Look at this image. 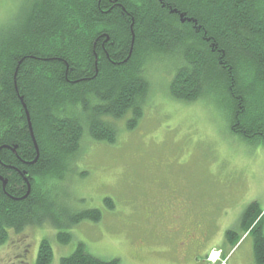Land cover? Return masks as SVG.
Instances as JSON below:
<instances>
[{
    "label": "trees",
    "instance_id": "trees-1",
    "mask_svg": "<svg viewBox=\"0 0 264 264\" xmlns=\"http://www.w3.org/2000/svg\"><path fill=\"white\" fill-rule=\"evenodd\" d=\"M165 57L180 63L173 99L215 95L230 132L264 145V0H25L0 29V246L11 231L101 219L98 210L59 212L48 183L64 180L85 137L115 143L114 121L129 112L127 128L135 127L149 91L145 68ZM104 206L113 208L110 199ZM255 211L248 206L242 226L255 264H264ZM51 261L43 240L35 264ZM59 264L116 262L79 244Z\"/></svg>",
    "mask_w": 264,
    "mask_h": 264
},
{
    "label": "rangeland",
    "instance_id": "rangeland-1",
    "mask_svg": "<svg viewBox=\"0 0 264 264\" xmlns=\"http://www.w3.org/2000/svg\"><path fill=\"white\" fill-rule=\"evenodd\" d=\"M24 2L0 0V29ZM149 63V91L135 127L127 128L129 112L114 121L115 143L85 137L64 180L48 183L59 212L98 210L101 219L63 229L45 223L11 231L0 246V264H35L43 240L52 251L50 264H59L79 244L85 254L116 264H204L210 253L216 260L219 252L214 264H255L253 238L244 234L242 217L256 205L264 234V145H248L230 132L215 95L193 102L173 99L168 86L180 65L175 57ZM176 225L195 227L181 233L171 230ZM189 231L191 238L185 235ZM229 231L233 237L226 236ZM60 233L70 235L69 243L57 240Z\"/></svg>",
    "mask_w": 264,
    "mask_h": 264
},
{
    "label": "flooded vegetation",
    "instance_id": "flooded-vegetation-1",
    "mask_svg": "<svg viewBox=\"0 0 264 264\" xmlns=\"http://www.w3.org/2000/svg\"><path fill=\"white\" fill-rule=\"evenodd\" d=\"M180 208V207H179ZM183 211V210H182ZM175 215H176V220H178V216H180V213H179V211L177 210V211H175ZM173 218H174V216H173ZM195 226L194 225H192V226H189L188 228H183V227H180V225L177 227V225H176V228L175 229H171L172 231L173 230H179L181 233H184L186 230H188V229H191V230H193V228H194ZM166 230H168V228H166ZM192 233L193 232H191V231H189V232H186L185 233V235H187V237H189V238H191L192 237ZM184 235V236H185ZM199 243H198V245H197V247H201L203 244H204V240L203 239H199ZM182 245H184V242L182 241V242H180V244H179V246H182Z\"/></svg>",
    "mask_w": 264,
    "mask_h": 264
},
{
    "label": "bare ground",
    "instance_id": "bare-ground-1",
    "mask_svg": "<svg viewBox=\"0 0 264 264\" xmlns=\"http://www.w3.org/2000/svg\"><path fill=\"white\" fill-rule=\"evenodd\" d=\"M178 227V226H177ZM14 235V234H13ZM218 254V257H217V259L216 260H214L213 259V253H212V257H211V259L214 261V263H217L218 261H220V252L219 253H217Z\"/></svg>",
    "mask_w": 264,
    "mask_h": 264
},
{
    "label": "built area",
    "instance_id": "built-area-1",
    "mask_svg": "<svg viewBox=\"0 0 264 264\" xmlns=\"http://www.w3.org/2000/svg\"><path fill=\"white\" fill-rule=\"evenodd\" d=\"M208 264H214V261L210 259V263H208Z\"/></svg>",
    "mask_w": 264,
    "mask_h": 264
},
{
    "label": "water",
    "instance_id": "water-1",
    "mask_svg": "<svg viewBox=\"0 0 264 264\" xmlns=\"http://www.w3.org/2000/svg\"><path fill=\"white\" fill-rule=\"evenodd\" d=\"M29 128H30V125H29ZM35 147H36V145H35Z\"/></svg>",
    "mask_w": 264,
    "mask_h": 264
},
{
    "label": "crops",
    "instance_id": "crops-1",
    "mask_svg": "<svg viewBox=\"0 0 264 264\" xmlns=\"http://www.w3.org/2000/svg\"><path fill=\"white\" fill-rule=\"evenodd\" d=\"M205 264V262H203Z\"/></svg>",
    "mask_w": 264,
    "mask_h": 264
}]
</instances>
